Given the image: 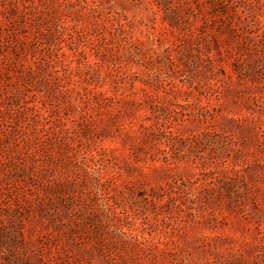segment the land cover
<instances>
[{
  "label": "rangeland",
  "instance_id": "obj_1",
  "mask_svg": "<svg viewBox=\"0 0 264 264\" xmlns=\"http://www.w3.org/2000/svg\"><path fill=\"white\" fill-rule=\"evenodd\" d=\"M0 264H264V0H0Z\"/></svg>",
  "mask_w": 264,
  "mask_h": 264
}]
</instances>
